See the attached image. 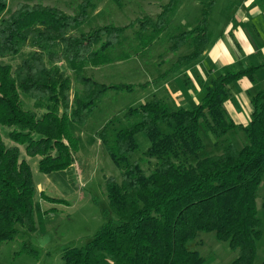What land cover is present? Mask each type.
I'll return each instance as SVG.
<instances>
[{
  "label": "trees",
  "instance_id": "obj_1",
  "mask_svg": "<svg viewBox=\"0 0 264 264\" xmlns=\"http://www.w3.org/2000/svg\"><path fill=\"white\" fill-rule=\"evenodd\" d=\"M177 1L162 5L155 21L142 18L122 27L98 26L76 38L70 32L85 22L95 0H80L74 15L18 3L6 17L7 0H0V59L29 48L13 71L0 64V129L12 127L8 138L24 146L28 157H41L39 173L68 171L78 148L70 125L84 126L108 91L130 93L136 88L98 83L83 75L81 66L106 64L108 51L135 26L139 34L163 31ZM214 5L215 0L202 2L197 23L169 37L172 53L185 45L190 49L175 66L202 57ZM63 60L79 65L74 71L79 89L72 91L71 77L59 67ZM262 66L224 68L191 109L174 108L152 95L126 109L124 124L107 121L97 137L120 174V180L104 177L109 218L82 246L64 248L61 264H204L193 248L201 233H213L235 253L230 264H254L262 235L257 195L264 176V89L250 99L252 113L242 128L246 139L241 147L226 140L239 126L229 118L224 102L234 82L246 77L253 83ZM21 96L33 101L35 110H24ZM204 133L222 144L220 153L199 157L206 150ZM137 134L150 142L145 158L156 160L149 173L138 161L130 162L138 150ZM36 193L29 164L20 159L18 146L7 147L0 134V244L17 236V226L35 231Z\"/></svg>",
  "mask_w": 264,
  "mask_h": 264
},
{
  "label": "rangeland",
  "instance_id": "obj_2",
  "mask_svg": "<svg viewBox=\"0 0 264 264\" xmlns=\"http://www.w3.org/2000/svg\"><path fill=\"white\" fill-rule=\"evenodd\" d=\"M167 1L95 0L85 22L72 29L70 35L78 38L81 34L98 26L113 24L122 27L131 21L142 18H150L155 21L162 5ZM204 1L178 0L163 31L151 32L149 30L139 34V27L135 26L124 33L119 44L113 50L108 51L106 64L80 65L82 74L98 83L105 85L132 84L136 88L130 93L108 91L84 126L70 125L72 134L77 138L76 152L78 153L73 154V163L68 171H65V174H62L63 171L47 174L50 184L47 183L44 187L45 195L41 194V202L45 201L42 203V208L44 209L47 205L55 207V209L50 210L47 217L42 216L39 208L37 209L36 228L33 233H28L17 226V236L11 241L0 244V264H61V252L64 248L82 246L106 222L105 220L109 216L104 177H114L120 180V174L104 146L96 139L95 133L99 132L109 120H112L115 126L124 124L122 116L126 109L138 107L152 96L151 87L143 88L142 86L152 83L156 88L160 87L159 76L175 66L179 56L189 53L190 49L187 45L181 47L176 54L172 53L169 50V37L189 30L197 23L201 4ZM79 2L80 0H7V8L3 17L8 16L18 3L55 7L68 15H74ZM239 2L240 0H215V5L209 15V40L214 39L219 30L225 28L230 16H237L239 8L236 5ZM28 51L29 48L24 47L16 57L0 59V64L11 66L13 71ZM78 66L72 65L66 60L59 64V67L72 79V91L80 88L74 81V71ZM189 67V64L177 66L182 72ZM185 77L186 75H183V78ZM263 88L264 86L261 84L257 90ZM20 100L24 110H35L33 101L23 96ZM12 129V127L0 129L5 145L7 147L18 146L21 160L31 158L25 154L24 146L17 145L8 138ZM227 136L226 140L237 147H241L245 143L246 137L244 138L242 129L233 130ZM135 139L138 150L130 162L138 161L142 169L149 173L156 164L155 159L144 156L150 142L143 134H137ZM204 141L206 150L199 152V157L203 158L209 154L215 155L221 152L222 144H215L214 140L205 133ZM55 154L56 151L51 150L50 155L54 156ZM32 158L29 160V166L33 172V180L43 183L44 179L40 180V178H43L44 175L38 172V162ZM84 161H87L90 168L82 165ZM63 177L66 184L59 181ZM46 195L55 199L63 198L65 199L64 203L60 206L54 205V203L49 204L45 200ZM38 201H40L39 197ZM257 216L262 223V235L257 242L254 264H261L264 260V176L258 188ZM193 248L199 251L205 261L204 264H230L235 257V253L231 252L225 243L217 241L213 233H201Z\"/></svg>",
  "mask_w": 264,
  "mask_h": 264
},
{
  "label": "crops",
  "instance_id": "obj_3",
  "mask_svg": "<svg viewBox=\"0 0 264 264\" xmlns=\"http://www.w3.org/2000/svg\"><path fill=\"white\" fill-rule=\"evenodd\" d=\"M262 2L259 5L255 0H240L236 5L239 8L237 16H230L227 19L229 21L225 28L220 29L216 37L209 40L202 57L198 61L189 64L190 67L186 68L187 70L184 72L179 70L177 66H172V70L170 68L167 73L168 75L162 77L160 87L156 88L152 83L145 86L146 88L151 87V95L163 99L174 108L191 109L204 96L205 87L209 85L212 79L220 75L224 68L234 69L237 67L236 70H241L263 64L264 0ZM183 75H186V77L183 78ZM254 79L253 83L246 77L234 82L229 87L230 92L224 102L226 113L239 126L238 129L247 126L250 121L252 113L250 99L256 93L257 88H260L261 84L264 86V66L255 71ZM97 133H95V137L100 142ZM30 159L27 158L25 161L29 164ZM32 159L39 162L40 157L37 156V158ZM82 165L90 168L87 165V161H84ZM65 173V171L62 172V174ZM49 175H44L43 178H40V180L44 179L43 183L34 181L37 188L34 219L38 208L40 214L45 217H47L50 210L55 209V207L47 205L44 209L42 208V203H45V201L41 202V194L45 195L44 187L47 183L50 184ZM59 181L66 184L64 177ZM38 197L40 201H38ZM46 197L52 198L48 195ZM56 199L65 200L63 198ZM57 206H60V204H57Z\"/></svg>",
  "mask_w": 264,
  "mask_h": 264
}]
</instances>
